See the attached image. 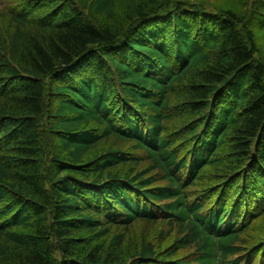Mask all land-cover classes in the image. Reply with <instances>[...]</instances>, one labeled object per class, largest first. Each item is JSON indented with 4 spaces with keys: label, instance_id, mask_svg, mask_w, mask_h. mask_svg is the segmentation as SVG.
<instances>
[{
    "label": "trees",
    "instance_id": "1",
    "mask_svg": "<svg viewBox=\"0 0 264 264\" xmlns=\"http://www.w3.org/2000/svg\"><path fill=\"white\" fill-rule=\"evenodd\" d=\"M0 264H264V0L0 1Z\"/></svg>",
    "mask_w": 264,
    "mask_h": 264
},
{
    "label": "rangeland",
    "instance_id": "2",
    "mask_svg": "<svg viewBox=\"0 0 264 264\" xmlns=\"http://www.w3.org/2000/svg\"><path fill=\"white\" fill-rule=\"evenodd\" d=\"M0 1H4V0H0Z\"/></svg>",
    "mask_w": 264,
    "mask_h": 264
}]
</instances>
